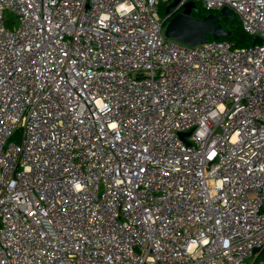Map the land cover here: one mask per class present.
Here are the masks:
<instances>
[{
	"label": "built area",
	"instance_id": "2783aa9c",
	"mask_svg": "<svg viewBox=\"0 0 264 264\" xmlns=\"http://www.w3.org/2000/svg\"><path fill=\"white\" fill-rule=\"evenodd\" d=\"M172 1L0 0V264L264 250V0ZM188 2L261 44L168 39Z\"/></svg>",
	"mask_w": 264,
	"mask_h": 264
},
{
	"label": "water",
	"instance_id": "95a60500",
	"mask_svg": "<svg viewBox=\"0 0 264 264\" xmlns=\"http://www.w3.org/2000/svg\"><path fill=\"white\" fill-rule=\"evenodd\" d=\"M181 0H173L166 10L168 14ZM194 2L184 5L183 11L175 14L166 24L164 34L173 41L188 47H195L208 42L210 39L221 40L230 36V31L223 27L222 19H235L236 13L229 8H223L217 13H210L202 19L193 17V11L197 10ZM253 45L261 44L259 37H251ZM187 134H182L185 139ZM262 251L256 250V254Z\"/></svg>",
	"mask_w": 264,
	"mask_h": 264
},
{
	"label": "trees",
	"instance_id": "16d2710c",
	"mask_svg": "<svg viewBox=\"0 0 264 264\" xmlns=\"http://www.w3.org/2000/svg\"><path fill=\"white\" fill-rule=\"evenodd\" d=\"M199 9L200 8H197L196 11H193L192 13L193 17L202 19L210 14L204 9L203 10L202 9L199 10ZM221 23L224 28L230 31V36L226 39H221V40L228 41L234 46V48H248L253 45V41L251 37L243 31L240 21L237 16L235 19H222ZM210 40H213V39H210ZM263 256H264V251L257 257L254 264L264 263Z\"/></svg>",
	"mask_w": 264,
	"mask_h": 264
},
{
	"label": "rangeland",
	"instance_id": "374dc122",
	"mask_svg": "<svg viewBox=\"0 0 264 264\" xmlns=\"http://www.w3.org/2000/svg\"><path fill=\"white\" fill-rule=\"evenodd\" d=\"M172 3V2H171ZM198 5V8H200V9H204L203 7H202V5L201 4H197ZM165 9V10H164ZM199 9V10H200ZM164 10V11H163ZM166 10H167V7L166 6H164V5H162L161 7H160V15H161V17H166ZM263 258H264V256H263ZM264 260V259H263Z\"/></svg>",
	"mask_w": 264,
	"mask_h": 264
},
{
	"label": "crops",
	"instance_id": "0c3cea01",
	"mask_svg": "<svg viewBox=\"0 0 264 264\" xmlns=\"http://www.w3.org/2000/svg\"><path fill=\"white\" fill-rule=\"evenodd\" d=\"M263 251H264V250H263ZM263 251H262V252H263ZM262 252H261V253H262ZM261 253H260V254H261ZM260 254H258V256H259ZM258 256H257V257H258ZM260 264H264V263H260Z\"/></svg>",
	"mask_w": 264,
	"mask_h": 264
}]
</instances>
